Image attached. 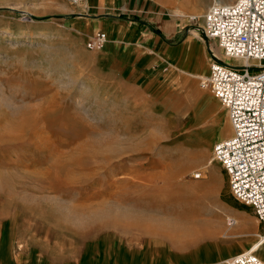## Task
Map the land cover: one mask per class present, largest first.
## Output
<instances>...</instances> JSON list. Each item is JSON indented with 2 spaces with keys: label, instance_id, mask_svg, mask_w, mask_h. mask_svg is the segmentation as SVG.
<instances>
[{
  "label": "rangeland",
  "instance_id": "obj_1",
  "mask_svg": "<svg viewBox=\"0 0 264 264\" xmlns=\"http://www.w3.org/2000/svg\"><path fill=\"white\" fill-rule=\"evenodd\" d=\"M162 2L166 16L201 42L208 63L224 59L217 42L196 31L214 0ZM85 6L0 0V263L25 253L22 264L40 254L43 264H111L118 243L136 249L120 253L121 263L134 264H152L149 246L162 258L193 249L204 261L218 249L254 247L264 224L231 194L212 158L215 143L232 134L227 111L201 77L176 64L144 73L105 48H88L99 32L89 30L94 19L131 11L106 5L98 15L91 0ZM183 13L198 20L189 25ZM200 203L219 234H194L182 213ZM165 220L182 239L165 234Z\"/></svg>",
  "mask_w": 264,
  "mask_h": 264
},
{
  "label": "built area",
  "instance_id": "obj_2",
  "mask_svg": "<svg viewBox=\"0 0 264 264\" xmlns=\"http://www.w3.org/2000/svg\"><path fill=\"white\" fill-rule=\"evenodd\" d=\"M68 1L86 7V0ZM195 20L197 16H191L188 24ZM198 28L207 39L217 42L224 57L219 58L223 63L212 58L201 86L227 111L232 126V134L215 143L212 158L222 165L231 194L250 205L264 224V0L212 4ZM107 39V33L97 32L87 46L103 50ZM194 178H202V171ZM227 222L229 226L235 223L232 218ZM256 248L233 255L222 264H264Z\"/></svg>",
  "mask_w": 264,
  "mask_h": 264
},
{
  "label": "crops",
  "instance_id": "obj_3",
  "mask_svg": "<svg viewBox=\"0 0 264 264\" xmlns=\"http://www.w3.org/2000/svg\"><path fill=\"white\" fill-rule=\"evenodd\" d=\"M91 1L92 8L90 11L97 12L98 15L100 9L104 10L106 5L109 7H123L131 11L130 14H124L118 19H110L108 17L94 19L93 22L89 24L90 26L87 25L90 31L105 32L106 28L111 29V34L113 35L108 34L109 39L104 47L105 56H119L123 63L124 61L125 63L133 61V64H138L139 67L143 68L144 73H148L163 63L176 64L185 70L190 69L198 73L203 71L205 75L209 73L208 65L210 68V63H208V59L206 58L208 54L204 50L201 42L192 39V37L190 38L184 31V27H181L178 23L173 22L166 16L165 12L162 11L163 8H165V4L162 0ZM110 36L113 39L110 38ZM117 245L118 246H115V248H117L115 257L111 264H134L133 259H128L123 262V258L121 263L120 253L123 252L124 255L130 252L133 255L136 249L128 243L124 245L118 243ZM149 247L155 254L154 256L148 257V261L152 262V264H219L231 258V256L244 251H233L231 248L228 252L221 251L219 254L218 249L217 255H215L213 259L204 261L202 259L203 257L193 249L182 250L172 256H164L162 258L157 257L156 248L152 246ZM245 248L246 247L243 249ZM139 250H144V248ZM32 253L37 254V256L39 255L38 252L33 251ZM24 254L25 253H22L19 255V258L13 259L14 256H12L11 251L10 257L13 261L10 260L8 264H22L23 261L21 260V256ZM259 254L264 260V251ZM25 257H27L26 260H28V262L24 260L27 264H43L39 260L43 257L41 254L36 260L30 259L28 256Z\"/></svg>",
  "mask_w": 264,
  "mask_h": 264
},
{
  "label": "bare ground",
  "instance_id": "obj_4",
  "mask_svg": "<svg viewBox=\"0 0 264 264\" xmlns=\"http://www.w3.org/2000/svg\"><path fill=\"white\" fill-rule=\"evenodd\" d=\"M192 1V0H191ZM87 5H88V0H87ZM226 3V2H225ZM213 4H224L223 2H221V0H214V3ZM181 15V14H180ZM179 15V16H180ZM189 17V20L191 19V16H194V15H187V14H185V13H183L182 15H181V18H183V17ZM180 18V17H179ZM181 23V22H180ZM107 33V32H106ZM107 35H108V33H107ZM187 45V44H186ZM195 51V50H194ZM185 55V54H184ZM194 56V55H193ZM207 57V56H206ZM197 60V59H196ZM234 64H237V63H239V62H237L236 60H233L232 61ZM237 62V63H236ZM176 67V66H175ZM183 72H185L186 74H188V75H190V76H195V77H201V78H203L204 77V75H202V74H199L198 72H187V71H185V70H183ZM96 152V151H95ZM94 152V153H95ZM96 153H99V152H96ZM98 155V154H97ZM97 155H95V156H97ZM92 156H93V154H92ZM94 156V157H95ZM205 185V184H204ZM199 187V186H198ZM200 188V187H199ZM201 189H203V185L201 186ZM206 190V189H205ZM204 190V191H205ZM213 191V190H212ZM211 191V192H212ZM202 192V191H201ZM208 193L210 192L209 190L207 191ZM207 192H204V193H207ZM202 203H200V204H196V205H194V208H193V212L194 213H191L190 211L188 212V210H181V211H184L185 213H182V214H185V216L190 220V221H192L193 222V227H194V229L196 230L195 231V235L197 236V235H206V234H219L221 231H222V227L220 226V225H218V222L217 221H213V222H211L210 220H206V218H204V215H203V212L201 211V209H202ZM188 209V208H187ZM190 210V209H189ZM166 213H169V212H166ZM169 216V215H168ZM171 216H173V215H171ZM166 217V216H165ZM175 218V217H174ZM173 218V219H174ZM169 219V218H168ZM172 219V218H171ZM176 219V218H175ZM184 219V218H183ZM135 220V219H134ZM144 220H145V218H144ZM137 221V220H136ZM182 221H184V220H182ZM207 221H210V222H207ZM138 222H139V220H138ZM142 222V221H141ZM164 223L166 224V228L168 229V230H166L167 232H165V234H167L168 236H169V238H171V240L172 241H175V240H180V239H182V238H179L180 237V235L183 233V232H181V230H179L177 227L175 228L176 230H178V231H176L175 229H173L172 228V225H170L171 223H172V221L171 220H165L164 221ZM168 223V224H167ZM132 224H133V222H132ZM140 224V223H139ZM137 225V224H136ZM141 225H144V224H142L141 223ZM161 225V224H160ZM159 225V226H160ZM145 229V228H144ZM159 230V229H158ZM159 232H161V231H159ZM181 232V233H180ZM163 234V233H162ZM160 235V234H159ZM187 235V234H186ZM185 236V235H184ZM184 238V237H183ZM260 241V240H259ZM261 241H264V236H262V240ZM264 243V242H263ZM263 245V244H262ZM258 246H261L259 243H257L254 247H252V248H250V249H254V248H256V252H258L259 251V247ZM249 249V250H250ZM229 250V249H228ZM228 250H224L225 252L227 251L228 252ZM231 252V251H230Z\"/></svg>",
  "mask_w": 264,
  "mask_h": 264
},
{
  "label": "water",
  "instance_id": "obj_5",
  "mask_svg": "<svg viewBox=\"0 0 264 264\" xmlns=\"http://www.w3.org/2000/svg\"><path fill=\"white\" fill-rule=\"evenodd\" d=\"M196 31L201 34L202 38L207 39V37L205 36V34L203 33V31L200 28H196ZM211 58L215 59L216 61H218L220 63H223L219 58L215 57V55H213V57H211Z\"/></svg>",
  "mask_w": 264,
  "mask_h": 264
}]
</instances>
